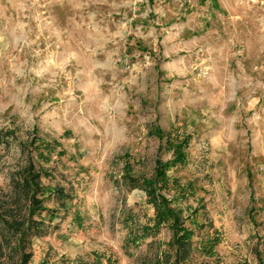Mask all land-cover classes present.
<instances>
[{"label": "rangeland", "instance_id": "374dc122", "mask_svg": "<svg viewBox=\"0 0 264 264\" xmlns=\"http://www.w3.org/2000/svg\"><path fill=\"white\" fill-rule=\"evenodd\" d=\"M161 131L189 137L161 190L195 209L194 242L216 230L220 264H264V0H0V264L163 250L166 226L125 241L153 217L137 181L172 160Z\"/></svg>", "mask_w": 264, "mask_h": 264}, {"label": "trees", "instance_id": "16d2710c", "mask_svg": "<svg viewBox=\"0 0 264 264\" xmlns=\"http://www.w3.org/2000/svg\"><path fill=\"white\" fill-rule=\"evenodd\" d=\"M160 138H165L166 145L172 150V160L162 162L157 159L154 163V170L152 176L149 178H142L137 183L141 185L146 191L148 202L153 205V217L150 218L144 224L137 226L131 224L128 227L125 241L128 245H137L142 243L148 236L154 238V236L160 231L163 226H166L170 230V238L165 243L163 250L159 249L152 257L144 259L141 264H194L192 261V255L195 251L200 254L206 255L209 259H213L208 264H220L219 260H216L215 247L220 242V234L214 230V233L207 236L200 243H195L193 238L195 235V228H203L205 225L199 224L196 220L195 209L190 210L187 215L183 214L182 209L173 205L172 199H168L163 193V188L169 184V176L167 175V169L173 167L176 164H182L186 159L185 147L188 144V136H176L173 138L171 135H166L163 131L159 134ZM32 171L27 173L26 179L29 183L33 184L34 179L39 177V174H31ZM172 186L178 187V182L173 178L171 180ZM179 188L175 190L179 197L187 193H192L190 187ZM189 189V190H187ZM189 191V192H188ZM32 209L37 208L33 197L29 199ZM189 221L191 225L186 224ZM37 222L34 220L26 226L25 229L20 230L21 238L27 236L33 229L38 230L36 226ZM157 244L156 240H152V245ZM161 244H159V247ZM30 258L29 253L22 254V260L20 264H28Z\"/></svg>", "mask_w": 264, "mask_h": 264}]
</instances>
